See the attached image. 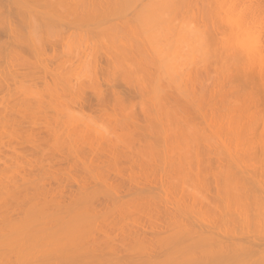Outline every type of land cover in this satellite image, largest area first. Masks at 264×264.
Listing matches in <instances>:
<instances>
[{"label": "bare ground", "instance_id": "6f19581e", "mask_svg": "<svg viewBox=\"0 0 264 264\" xmlns=\"http://www.w3.org/2000/svg\"><path fill=\"white\" fill-rule=\"evenodd\" d=\"M0 264H264V0H0Z\"/></svg>", "mask_w": 264, "mask_h": 264}]
</instances>
